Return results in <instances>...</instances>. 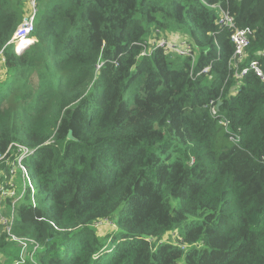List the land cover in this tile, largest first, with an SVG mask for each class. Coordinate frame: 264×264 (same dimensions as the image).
<instances>
[{
  "label": "trees",
  "instance_id": "16d2710c",
  "mask_svg": "<svg viewBox=\"0 0 264 264\" xmlns=\"http://www.w3.org/2000/svg\"><path fill=\"white\" fill-rule=\"evenodd\" d=\"M219 2L253 30L241 67L264 70V0H38L21 55L7 43L25 3L0 0V154L33 149L41 194L27 188L15 207L11 233L39 244L22 264H264V83L229 68ZM172 29L209 75L191 78L189 57L141 55ZM19 259L0 225V264Z\"/></svg>",
  "mask_w": 264,
  "mask_h": 264
},
{
  "label": "built area",
  "instance_id": "2783aa9c",
  "mask_svg": "<svg viewBox=\"0 0 264 264\" xmlns=\"http://www.w3.org/2000/svg\"><path fill=\"white\" fill-rule=\"evenodd\" d=\"M25 3V15L20 23L16 26L10 40L7 44L13 46L16 55H21L29 49L35 42L36 37L33 35L35 29V22L37 20L38 0H23ZM217 11L216 24L220 28L230 31V40L234 45L233 54L228 62L229 68L233 70L234 76L241 79L249 70H252L257 77L264 83V70L261 69L257 60H251L247 66L241 67L245 59V49L247 48L253 30L249 27L238 28L235 25L234 15L228 9L223 8L221 2L213 4ZM27 9V10H26ZM155 32H158L155 30ZM161 49L162 52L178 57L191 58V66L189 75L195 78L198 75H209L211 66L201 68L196 74L194 73V52L193 46L190 41L179 36L174 39H169L166 36H153L147 41L143 42V52L141 55H150L155 50ZM3 49L0 50V64L4 63ZM3 71L0 67V80L3 76ZM219 100L212 99L209 101L210 115L217 119L220 124L227 126L228 120L224 115L219 113ZM231 139L234 140L232 137ZM236 140V139H235ZM11 152L10 158L8 154ZM34 150L24 146L23 144L12 142L8 145L4 153L0 154V163H6L8 170L4 171V176L0 181V225L15 240L20 247L21 259L15 264H22L24 255H28L30 259L33 258L34 251L39 247V244L26 237H16L11 233L13 221L15 216L16 204L23 198V194L30 186L27 184L29 178V171L25 165V160L34 154ZM18 170L20 174L18 175ZM17 176H20L22 183L21 186L17 185ZM33 201V199H32ZM6 203L9 205L6 207ZM111 224L106 218L97 220L93 225L97 228H103Z\"/></svg>",
  "mask_w": 264,
  "mask_h": 264
},
{
  "label": "rangeland",
  "instance_id": "374dc122",
  "mask_svg": "<svg viewBox=\"0 0 264 264\" xmlns=\"http://www.w3.org/2000/svg\"><path fill=\"white\" fill-rule=\"evenodd\" d=\"M43 11H44V5L41 3H38L37 18L43 13ZM165 33L167 34L166 37H168L169 39H174V38L179 37L181 35H185L182 31H178L177 29L166 30ZM171 58H178V57L177 56H171ZM30 158H28V161H27V167H28V171H29V178H28L27 184L30 186L29 188H30L31 192L33 191V187H34L36 200L39 201V199L41 198V194H40L38 184H37V181H36L34 173H33L32 158L31 159ZM19 174H20V171L18 170V175ZM3 176H4V171H0V181L2 180ZM16 181H17V185L21 186L22 180H21L20 176L17 177ZM102 227L103 228L105 227V228L99 232L100 234H101V232L107 233V232H110L112 230V227H109V226L104 225ZM113 230H115V228Z\"/></svg>",
  "mask_w": 264,
  "mask_h": 264
},
{
  "label": "water",
  "instance_id": "95a60500",
  "mask_svg": "<svg viewBox=\"0 0 264 264\" xmlns=\"http://www.w3.org/2000/svg\"><path fill=\"white\" fill-rule=\"evenodd\" d=\"M68 138H72L71 131H69V133H68Z\"/></svg>",
  "mask_w": 264,
  "mask_h": 264
},
{
  "label": "clouds",
  "instance_id": "9594fccd",
  "mask_svg": "<svg viewBox=\"0 0 264 264\" xmlns=\"http://www.w3.org/2000/svg\"><path fill=\"white\" fill-rule=\"evenodd\" d=\"M181 36H183V37H185L184 35H181ZM186 38V37H185ZM164 54H166L165 52H163ZM167 55H170V54H167ZM170 56H173V55H170ZM208 66V65H207ZM211 66V65H210Z\"/></svg>",
  "mask_w": 264,
  "mask_h": 264
}]
</instances>
